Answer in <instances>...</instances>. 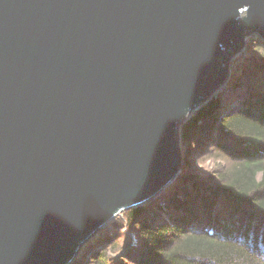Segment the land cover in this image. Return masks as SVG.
<instances>
[{"label":"water","instance_id":"obj_1","mask_svg":"<svg viewBox=\"0 0 264 264\" xmlns=\"http://www.w3.org/2000/svg\"><path fill=\"white\" fill-rule=\"evenodd\" d=\"M255 37L264 0H0V264H72L164 193Z\"/></svg>","mask_w":264,"mask_h":264},{"label":"trees","instance_id":"obj_2","mask_svg":"<svg viewBox=\"0 0 264 264\" xmlns=\"http://www.w3.org/2000/svg\"><path fill=\"white\" fill-rule=\"evenodd\" d=\"M180 140L176 181L97 233L72 264H264V39H249L224 91Z\"/></svg>","mask_w":264,"mask_h":264},{"label":"rangeland","instance_id":"obj_3","mask_svg":"<svg viewBox=\"0 0 264 264\" xmlns=\"http://www.w3.org/2000/svg\"><path fill=\"white\" fill-rule=\"evenodd\" d=\"M255 38L258 40L260 37H255ZM248 42H249V41H248ZM247 44H248V43H247ZM233 67H234V65H233ZM225 88H226V87H225ZM225 88H223V90L220 91V92H223ZM220 92H219V93H220ZM209 163H210V161H207L206 164L209 165ZM120 217H121V216H120ZM118 218H119V217H118ZM104 229H105V228H104ZM104 229H102V230H104ZM102 230H101V231H102Z\"/></svg>","mask_w":264,"mask_h":264}]
</instances>
